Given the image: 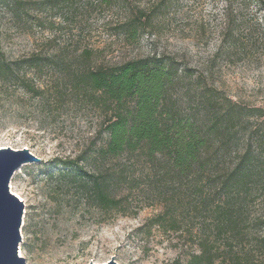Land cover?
Here are the masks:
<instances>
[{"label": "rangeland", "instance_id": "374dc122", "mask_svg": "<svg viewBox=\"0 0 264 264\" xmlns=\"http://www.w3.org/2000/svg\"><path fill=\"white\" fill-rule=\"evenodd\" d=\"M28 1L29 18L22 22L0 7V44L11 59L50 46H68L79 53L93 49L94 62L108 65L154 54L173 56L197 73L213 75L222 96L264 108V9L258 0L234 3L239 7L243 44L232 55L221 52L211 70L217 51L227 47L223 46L227 23L223 0H177L136 40H128L118 27L127 14L124 0L111 6L77 0L68 12H61L58 0ZM133 1L148 6L154 0ZM43 80L62 86L66 81L59 74L45 75ZM103 120L104 115L83 97L47 105L0 94V146H29L42 159L18 168L11 184L27 206L21 245L26 263L104 264L113 258L118 264H171L177 259L185 263L197 246L188 245L185 234L151 224L175 187L162 184L142 161L116 185L114 192L124 204L116 210L93 203L80 185L82 177L59 175L58 170L52 178L45 173L55 159L75 158L90 152L92 144H102L107 137L101 135ZM81 164L83 175L89 174L90 161ZM117 164L128 165V160ZM263 199L249 208L251 218L264 215ZM183 215L200 235L210 234L206 215ZM263 221L250 220L246 226L251 235L245 252H251L254 264H264V257L254 249L264 232Z\"/></svg>", "mask_w": 264, "mask_h": 264}, {"label": "trees", "instance_id": "16d2710c", "mask_svg": "<svg viewBox=\"0 0 264 264\" xmlns=\"http://www.w3.org/2000/svg\"><path fill=\"white\" fill-rule=\"evenodd\" d=\"M119 1L96 0L110 6ZM124 1L127 14L118 27L128 40L153 27L159 14L177 2L154 0L142 6ZM223 1L227 47L217 51L210 70L221 52L232 55L243 44L234 3L252 0ZM258 1L264 9V0ZM55 3L68 12L77 0ZM29 6L28 0H0L3 13L21 22L29 18ZM94 55L93 49L79 53L50 46L11 59L0 44V94L47 105L83 97L104 115L101 135L107 137L102 144H92L90 152L75 158L55 159L45 173L52 178L58 170L59 175L82 177L80 185L93 203L116 210L124 206L114 192L116 185L142 161L162 184L175 187L151 224L185 234L188 245L197 246L185 263L177 259L171 264H254L251 252H245L251 235L246 226L250 220H264L262 214L251 218L249 211L264 197V108L222 96L213 75L197 73L173 56L154 54L108 65L94 62ZM56 74L66 80L63 86L43 80ZM124 158L128 165L121 167L117 163ZM81 161H90L89 174L83 175ZM186 212L206 215L210 234L196 232L186 222ZM257 239L254 249L262 258L264 232Z\"/></svg>", "mask_w": 264, "mask_h": 264}, {"label": "water", "instance_id": "95a60500", "mask_svg": "<svg viewBox=\"0 0 264 264\" xmlns=\"http://www.w3.org/2000/svg\"><path fill=\"white\" fill-rule=\"evenodd\" d=\"M41 161L29 146H0V264H27L21 253L27 206L11 184L18 168ZM104 264L118 263L113 258Z\"/></svg>", "mask_w": 264, "mask_h": 264}, {"label": "bare ground", "instance_id": "6f19581e", "mask_svg": "<svg viewBox=\"0 0 264 264\" xmlns=\"http://www.w3.org/2000/svg\"><path fill=\"white\" fill-rule=\"evenodd\" d=\"M22 253V252H21Z\"/></svg>", "mask_w": 264, "mask_h": 264}]
</instances>
